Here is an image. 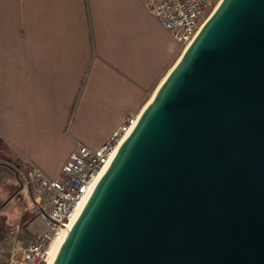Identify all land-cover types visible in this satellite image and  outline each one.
I'll return each mask as SVG.
<instances>
[{"label":"water","instance_id":"1","mask_svg":"<svg viewBox=\"0 0 264 264\" xmlns=\"http://www.w3.org/2000/svg\"><path fill=\"white\" fill-rule=\"evenodd\" d=\"M54 264H264V0H222Z\"/></svg>","mask_w":264,"mask_h":264},{"label":"crops","instance_id":"2","mask_svg":"<svg viewBox=\"0 0 264 264\" xmlns=\"http://www.w3.org/2000/svg\"><path fill=\"white\" fill-rule=\"evenodd\" d=\"M183 53L145 0H0V264L45 231L24 172L58 180L141 115Z\"/></svg>","mask_w":264,"mask_h":264},{"label":"built area","instance_id":"3","mask_svg":"<svg viewBox=\"0 0 264 264\" xmlns=\"http://www.w3.org/2000/svg\"><path fill=\"white\" fill-rule=\"evenodd\" d=\"M222 0H145L146 7L172 36L187 47L198 35ZM139 116H130L113 132L99 149L82 146L73 153L62 169L58 180L48 179L37 167H29L22 180L38 198V218L45 226L37 243L20 255H14L10 264H49L55 243L68 229L73 215L83 201H88L99 181V175L108 169L120 146L130 135ZM70 232V231H69Z\"/></svg>","mask_w":264,"mask_h":264},{"label":"bare ground","instance_id":"4","mask_svg":"<svg viewBox=\"0 0 264 264\" xmlns=\"http://www.w3.org/2000/svg\"><path fill=\"white\" fill-rule=\"evenodd\" d=\"M161 85H162V84H161ZM161 85H160V87H161ZM160 87L158 88V90L160 89ZM158 90H157V92H158ZM157 92H156V93H157ZM154 96H155V95H154ZM151 101H152V100H151ZM149 104H150V103H149ZM149 104H148V105H149ZM147 107H148V106H147ZM147 107H146V108H147ZM121 146H122V145H121ZM121 146H120V147H121ZM105 172H106V171H103V172L99 175L97 181H99V180L101 179V177L103 176V174H104ZM85 204H86V201H83V202L80 204V206L77 208L75 214L73 215V217H72V219H71V222H70V224H69V226H68V229L62 234V236L60 237V239L55 243V245H54V247H53V249H52V251H51L49 264H54V262H55V260H56V258H57V255H58V252H59L60 248L62 247V245H63L65 239L67 238V236H68V234H69V231H70V230L73 228V226L75 225V223H76V221H77V219H78L80 213L82 212L83 208L85 207Z\"/></svg>","mask_w":264,"mask_h":264},{"label":"rangeland","instance_id":"5","mask_svg":"<svg viewBox=\"0 0 264 264\" xmlns=\"http://www.w3.org/2000/svg\"><path fill=\"white\" fill-rule=\"evenodd\" d=\"M211 15H212V12H211V13H208V14H207V18H209ZM186 48H187V46H186V45H183V50H184V51L186 50ZM2 256H3V255L1 254V255H0V258H1L2 260H4V259L2 258ZM13 256H14V255H11V257H10V259H9L8 262L3 263V261H2L1 264H10L11 259H12Z\"/></svg>","mask_w":264,"mask_h":264}]
</instances>
